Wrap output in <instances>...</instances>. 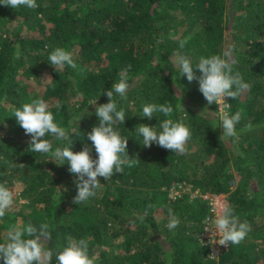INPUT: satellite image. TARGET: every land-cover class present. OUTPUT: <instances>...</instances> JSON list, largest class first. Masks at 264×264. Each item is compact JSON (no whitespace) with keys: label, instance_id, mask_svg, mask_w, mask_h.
Here are the masks:
<instances>
[{"label":"trees","instance_id":"1","mask_svg":"<svg viewBox=\"0 0 264 264\" xmlns=\"http://www.w3.org/2000/svg\"><path fill=\"white\" fill-rule=\"evenodd\" d=\"M36 3L35 9L0 5V183L24 198L0 222V243L10 226L47 223L49 247L66 244L69 235L84 239L95 264H264V0ZM56 47L73 53L76 69L54 70L48 55ZM229 50L233 74L239 72L250 88L226 98L230 114L239 110L242 118L238 136L224 141L218 116L208 112L218 106L208 105L198 81L189 83L172 61L180 51L195 66L201 56ZM128 65L127 98L113 96L125 122L115 127L128 140L129 159L138 160L108 181L100 178L96 195L76 205V177L67 163L57 165L30 150V135L13 108L44 99L69 137L46 136L53 150L71 141V150L81 151L91 145L87 133L99 123L94 102H108L103 92ZM165 103L173 106L171 118L190 130L185 154L155 144L146 148L135 130L139 124L159 130L169 117L158 112L142 117L141 106ZM91 155L95 158L94 149ZM184 187L189 190L181 191ZM205 193H226L227 204L251 226L244 241L215 257L200 237L212 214ZM169 209L180 220L172 231L166 227Z\"/></svg>","mask_w":264,"mask_h":264},{"label":"clouds","instance_id":"2","mask_svg":"<svg viewBox=\"0 0 264 264\" xmlns=\"http://www.w3.org/2000/svg\"><path fill=\"white\" fill-rule=\"evenodd\" d=\"M0 5L12 9L21 6L29 9L38 7L36 0H0ZM186 43V39L180 40L179 47L183 49ZM48 61L55 71H62L65 66L77 68L73 53L60 47L54 48L49 53ZM172 62L179 69L180 75L186 77L189 83L198 81V90L208 105L218 106V111L208 112L218 116V126L222 128L220 138L224 141L236 138L238 136L236 125L240 122L242 113L238 110L230 114L228 110L231 105L226 98L235 99L243 90L249 89L250 85L244 82L239 72L233 74L235 61L231 59V50L222 55L201 56L195 66L189 56L176 51ZM130 69L131 65L122 69L119 80L112 84L111 90L103 92L108 98L107 103L97 105L96 101L94 102L95 115L99 123L87 133V140L91 141V145L85 144L81 151L73 152L71 141H69L70 146L56 147L53 150V142L46 139V136L65 141L69 140V137L67 130L54 122V115L44 99H32L29 103L13 108L16 122L26 135H30V150L49 156L58 162L57 165L67 163L68 171L76 177L74 183L77 191L73 197V203L76 205L96 195L95 190L101 187L100 178L108 181L115 174L122 173L124 166H131L138 160L129 159L128 140L121 136L115 127L117 124H124L125 111L123 108L118 110L113 96L115 93L121 98H127ZM194 69H198L199 75ZM55 107L60 109L61 105L57 103ZM141 107L142 117L152 119L153 114L157 112L169 117L160 122L159 130L156 126L146 124L135 127L136 132L143 138L142 145L147 148L155 144L172 153L185 154L187 151L185 145L191 133L182 121L171 118L174 112L173 106L165 103L143 104ZM250 128L251 124H248L241 131ZM93 149L96 153L95 158L91 155ZM13 203V191L6 186V183H0V222ZM179 224V218L169 209L166 227L172 231ZM206 231L212 232L215 238L218 236L219 239L215 242L221 246L239 245L251 231V226L247 221L242 222L239 219L231 205L223 203L218 205L216 215L210 219ZM51 239L52 235L47 223H41L38 227L32 223L26 226H10L5 242L0 243V259L4 264H51L53 260L55 264H95V257L88 255L86 240H76L69 235L66 237V244H58L53 248L48 246Z\"/></svg>","mask_w":264,"mask_h":264},{"label":"built area","instance_id":"3","mask_svg":"<svg viewBox=\"0 0 264 264\" xmlns=\"http://www.w3.org/2000/svg\"><path fill=\"white\" fill-rule=\"evenodd\" d=\"M220 194L221 193H205V194H203V197L207 198V200H208V203L211 207L212 214L208 215L205 218V223H204L202 231L200 232V237L204 238V240H206L209 243V256H212V257L217 256L220 251H222L223 249H225L227 247V246H221V245L217 244L215 242V240H218L219 237L217 236L215 238L214 236H212V232L206 231V229L209 226L210 219L214 218L216 215V210H218V205L223 204V203H227L226 198H223V196H222V198H220V196H219Z\"/></svg>","mask_w":264,"mask_h":264},{"label":"rangeland","instance_id":"4","mask_svg":"<svg viewBox=\"0 0 264 264\" xmlns=\"http://www.w3.org/2000/svg\"><path fill=\"white\" fill-rule=\"evenodd\" d=\"M37 90V89H36ZM16 188H19V185L18 184H16ZM183 190H189V187H184L181 191H183ZM16 191V190H15ZM178 190L177 189H175V190H172V192H171V194H173V193H176ZM195 192L196 191H191V195L193 196L194 194H195ZM220 198H222V196H223V198H226V193H221L220 195ZM224 200V199H223ZM222 200V201H223ZM24 201V198H21V197H16L15 198V196H14V203H13V205H12V208H17V207H19L20 206V204L22 203ZM226 202H227V199H226Z\"/></svg>","mask_w":264,"mask_h":264}]
</instances>
